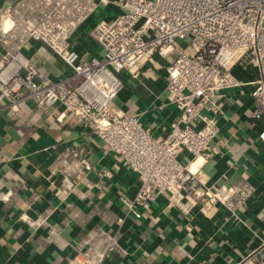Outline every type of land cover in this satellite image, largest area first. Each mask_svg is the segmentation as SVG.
I'll return each instance as SVG.
<instances>
[{
	"label": "built area",
	"instance_id": "2783aa9c",
	"mask_svg": "<svg viewBox=\"0 0 264 264\" xmlns=\"http://www.w3.org/2000/svg\"><path fill=\"white\" fill-rule=\"evenodd\" d=\"M80 32L94 43L93 55L78 50ZM32 48L45 49L66 74L48 78L27 56ZM157 58L166 67V102L176 112L163 136L113 105L121 76L135 80ZM243 88L264 143V0H10L0 13V102L9 100L16 111L30 101L36 114L59 109L57 121L70 115L89 129L136 175L133 196L120 199L136 218L161 197L183 213L201 199L202 214L216 205L233 215L244 209L255 192L249 182L200 185L190 168L219 154L223 93ZM89 168L74 149L59 153L51 171L60 176L59 192H73ZM91 240L78 243L68 264H97L84 247Z\"/></svg>",
	"mask_w": 264,
	"mask_h": 264
},
{
	"label": "crops",
	"instance_id": "0c3cea01",
	"mask_svg": "<svg viewBox=\"0 0 264 264\" xmlns=\"http://www.w3.org/2000/svg\"><path fill=\"white\" fill-rule=\"evenodd\" d=\"M8 1L0 0V13ZM84 36L80 32L76 46L93 55L96 47ZM27 56L52 80L67 72L43 48ZM121 79L113 105L163 136L176 114L166 102L164 61L147 63L135 80ZM9 103L0 102V264H68L87 235L92 240L84 247L97 264H242L264 251V143L257 138L247 88L223 93L215 141L220 152L190 167L200 185L245 180L255 188L234 215L220 205L200 213L204 199L183 213L161 197L136 218L120 200L133 196L136 175L89 129L70 115L57 121L59 109L36 114L30 101L18 103L16 111ZM65 149L85 155L90 165L68 196L59 192L60 176L51 173ZM180 159L190 165V155Z\"/></svg>",
	"mask_w": 264,
	"mask_h": 264
},
{
	"label": "rangeland",
	"instance_id": "374dc122",
	"mask_svg": "<svg viewBox=\"0 0 264 264\" xmlns=\"http://www.w3.org/2000/svg\"><path fill=\"white\" fill-rule=\"evenodd\" d=\"M242 264H264V251L250 261H245Z\"/></svg>",
	"mask_w": 264,
	"mask_h": 264
},
{
	"label": "bare ground",
	"instance_id": "6f19581e",
	"mask_svg": "<svg viewBox=\"0 0 264 264\" xmlns=\"http://www.w3.org/2000/svg\"><path fill=\"white\" fill-rule=\"evenodd\" d=\"M5 26H6V25L3 23V24H2V27H5ZM11 66H13V64H12ZM191 168L193 169V166H192ZM192 169H191V170H192Z\"/></svg>",
	"mask_w": 264,
	"mask_h": 264
}]
</instances>
